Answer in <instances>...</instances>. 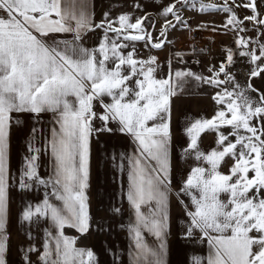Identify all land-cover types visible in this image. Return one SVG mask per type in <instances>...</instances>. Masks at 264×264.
<instances>
[{
    "label": "snow or ice",
    "instance_id": "6c2138e0",
    "mask_svg": "<svg viewBox=\"0 0 264 264\" xmlns=\"http://www.w3.org/2000/svg\"><path fill=\"white\" fill-rule=\"evenodd\" d=\"M186 8L227 14L220 28L233 33L235 49L226 48L225 60L207 76L173 71L171 62L160 76L157 57H140L137 45L162 49L169 29L189 27ZM238 8L250 14L240 18ZM158 15L164 24L156 37L148 31L147 14L133 19L105 12L97 22L90 0H0V264H8L14 187L44 189L42 200L26 204L19 215L21 223L47 225L39 247L19 249L24 264H36L32 254L38 264H98L93 250L76 244L92 228V140L114 132L135 144L118 165L127 171L125 195L135 217L127 227L128 264H168L173 196L186 217L180 238L208 248L207 256L193 255L189 264H264V91L251 83L264 78V0H171ZM96 32V44L87 46ZM237 55L250 65L243 85L230 71ZM188 78L217 89L211 97L216 110L186 123L179 158L194 164L174 188L172 98ZM45 114L52 126L38 144L42 129L35 125ZM25 115L33 127L14 172L10 137ZM204 134L215 136L208 150L201 146ZM42 155L48 157L47 176L40 174ZM66 229L79 236L66 235ZM26 236L33 240L31 232ZM114 264H122L119 256Z\"/></svg>",
    "mask_w": 264,
    "mask_h": 264
},
{
    "label": "crops",
    "instance_id": "0c3cea01",
    "mask_svg": "<svg viewBox=\"0 0 264 264\" xmlns=\"http://www.w3.org/2000/svg\"><path fill=\"white\" fill-rule=\"evenodd\" d=\"M158 1L161 0H90V4L94 9L95 20L97 22L103 18L105 12L110 13L112 17H117L121 13H129L132 14L133 19L147 14L148 18H150V22L147 23L148 31L153 32L156 37H159L164 20L158 15L162 11L163 6L160 8H157L158 6L155 7L156 4H159ZM145 3L150 4L151 8L142 12V4ZM136 4L140 5L139 10L133 7ZM151 22L152 24H150ZM211 25L208 24L211 32H214V26ZM178 33L176 29H169L167 33V41L169 43L159 50L145 48L142 43L137 45V52L140 57L146 58L150 54L157 57L160 64L158 73L160 76H166L168 74L169 62H171L173 71L189 70L188 67L184 66V68H180V57L176 55L180 53V48L177 46L179 45V41L177 40L179 38L177 36ZM99 36V32L91 34L87 40V46H94ZM176 36L177 39L175 38ZM230 44L232 42L230 43L226 40V48L231 47ZM180 45L184 49L188 48L190 50L188 45L185 46V40L182 39ZM212 50L209 56L214 53V50L216 51L215 48H212ZM191 54L196 53L191 52ZM200 56L209 57L202 54ZM222 61L224 60L212 58L208 62L210 65L213 64L218 68ZM236 79L243 85L244 82L246 83L248 81V76H236ZM228 87L231 88V85H228ZM216 91L217 89L210 88L205 84L188 78L182 88L177 89V95L172 98V180L174 188L179 187L180 181L186 177L190 167L194 164L192 160H182L179 158L180 150L187 143L184 136L185 125L189 120L202 117L210 118L214 114L216 105L211 97ZM22 120L23 124L21 126L13 127L10 137V162L14 172L19 168L22 157L27 153L26 141L33 127L30 116L25 115L22 117ZM51 126L50 115H43L41 122L35 125L38 130L42 129V131L36 133V141L38 144L42 142L43 137L47 135ZM214 140V134H204L202 137V148L205 150L210 149V147L214 146ZM134 149L135 144L131 138L119 132L111 134L105 133L99 136L98 139L94 138L92 140L90 179L87 190L92 228L84 236H79L73 229H66L65 232L66 235L71 237L79 236L76 246L93 250L98 258V264L100 261L99 252L103 246V242L107 249V256L112 255L110 252L111 244L109 243L111 241L122 242V254L120 255L116 252V255H120L123 264H128L132 242L129 238L127 227L129 224L134 223L135 217L125 195L127 189V171L126 168L124 171H121L118 165L121 163L120 155L122 153L125 155L131 154ZM40 164V174L47 176L49 174L47 155L41 156ZM43 194L44 189L42 187L34 188L31 191H20L15 187L10 190L8 232L11 237V242L10 251L7 255L8 264H24L22 254L19 250L21 246L27 247L29 243H34L37 247L41 245L43 229L47 226L46 223L43 221L39 225L21 223L19 215L26 204H35L42 200ZM114 208H120L121 211L116 213L113 211ZM185 219L186 217H184L181 206L177 203L175 196H173L171 198V235L168 238V264L173 263L175 256L179 258L177 264H189L190 257L193 255L207 256L208 248L206 243L192 244L180 238V233L183 230V225L180 221ZM28 232H31L33 236L32 241L27 239L26 234ZM148 239L151 241L152 238L149 237ZM99 242H101L102 246L99 245ZM178 243H184L188 246L186 248L178 247L176 252L175 248ZM31 259L38 264L36 254H32Z\"/></svg>",
    "mask_w": 264,
    "mask_h": 264
},
{
    "label": "rangeland",
    "instance_id": "374dc122",
    "mask_svg": "<svg viewBox=\"0 0 264 264\" xmlns=\"http://www.w3.org/2000/svg\"><path fill=\"white\" fill-rule=\"evenodd\" d=\"M158 2H159V4H156L155 7L158 6L157 8H160L162 6L163 7L166 6L168 3L171 2V0H161ZM206 2L223 3V0H206ZM230 2H231V0H230ZM237 2H240V0H237ZM150 8H151L150 4H148V3L142 4V12H145L146 10H149ZM183 12H184L183 19L187 22L189 27H181L178 25L176 28V30L179 32L177 34V36H179V38L177 39V36L175 38L179 41V45H177V46L180 48L179 51L181 54L180 59H179L180 68L188 67L189 70H191L192 72H194L196 74L207 76V75H209L208 69L210 67L214 66L213 64H211V65L209 64V62H208L209 59L215 58L216 60L217 59L225 60V57H226V54H225L226 53V51H225L226 40L229 41L230 43L232 42V44H230V45L232 48H235V45L233 42V40H234L233 33L231 31H227L223 28H220V26L225 23L227 14L215 13V12H208V13L201 14L198 11H191L190 8L184 9ZM236 12L240 18H243L245 15L250 14L247 10H245L243 8L236 9ZM169 19H171V17ZM158 20H160V18H158ZM149 22H150V18H148L147 23H149ZM173 22H175V21H173ZM211 22H213L212 23L213 26L218 27L217 28L218 30L211 32V30L208 26V24L211 25ZM150 24H152V22ZM200 27H202L203 30H198V28H200ZM194 34H196V36H194ZM247 35L250 37H254L255 33L250 31L247 33ZM193 37H196V38H193ZM182 39L185 40V46L188 45L190 50L188 48L184 49V47H181V45H184V44L180 45V42ZM193 45H198L201 47L208 46L210 52L207 55L204 54L205 56L210 55L211 51H213L212 48H215L216 51L214 50V53H212L211 56H209V57L200 56L201 55L200 52H194V53L199 54V55L191 54V52H193L191 50V47ZM223 54H225V55H223ZM186 57H188V59H186ZM216 57H218V58H216ZM236 60H237V63L235 64L234 67H232L230 69V71L232 73H234L235 76H248L250 65L248 64L247 60L240 58L238 55L236 56ZM251 83L253 84V86L256 89L264 91V78L252 79ZM109 243L111 244V248H110V252L112 253L111 256H107V254H106L107 249H106L105 243L103 242V244H102L103 246H102L101 242H99V245L102 246V248H100V252H99L100 253L99 264H101V263L102 264H114L116 257H117L116 252L119 253L120 255L122 254V249H121L122 242L111 241ZM187 246H188L187 244L178 243V245L175 248L176 252H177L178 247H185L186 248ZM102 251H103V254H102ZM120 255H119V258H120ZM178 260H179V258H177V256H175L172 264H177ZM120 261L123 264L122 258H120Z\"/></svg>",
    "mask_w": 264,
    "mask_h": 264
},
{
    "label": "built area",
    "instance_id": "2783aa9c",
    "mask_svg": "<svg viewBox=\"0 0 264 264\" xmlns=\"http://www.w3.org/2000/svg\"><path fill=\"white\" fill-rule=\"evenodd\" d=\"M194 36H196V34H194ZM193 38H196V37H193ZM191 50L193 51V52H200V54H202V55H204V54H209V47L208 46H206V47H201V46H198V45H193L192 47H191Z\"/></svg>",
    "mask_w": 264,
    "mask_h": 264
}]
</instances>
